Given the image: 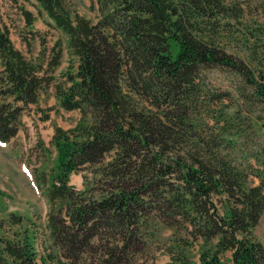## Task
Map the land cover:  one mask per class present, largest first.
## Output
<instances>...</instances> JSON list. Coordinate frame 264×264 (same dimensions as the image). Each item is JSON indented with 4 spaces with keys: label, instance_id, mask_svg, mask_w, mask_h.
Listing matches in <instances>:
<instances>
[{
    "label": "trees",
    "instance_id": "trees-1",
    "mask_svg": "<svg viewBox=\"0 0 264 264\" xmlns=\"http://www.w3.org/2000/svg\"><path fill=\"white\" fill-rule=\"evenodd\" d=\"M33 1L72 58L57 75L60 37L42 47L43 62L0 24V141L52 83L57 104L80 116L52 135L45 229L10 214L0 264H135L153 221L174 230L172 264H264L254 231L264 211V24L231 39L230 20L244 16L235 0H90L95 20L68 0ZM211 68L239 81L241 103L209 85ZM86 168L93 184L77 189L70 175ZM198 242V259H187Z\"/></svg>",
    "mask_w": 264,
    "mask_h": 264
},
{
    "label": "rangeland",
    "instance_id": "rangeland-1",
    "mask_svg": "<svg viewBox=\"0 0 264 264\" xmlns=\"http://www.w3.org/2000/svg\"><path fill=\"white\" fill-rule=\"evenodd\" d=\"M235 1L243 5L244 16L237 22L234 19L230 20L229 27H232L230 31L234 34L230 37L231 39L243 34L248 26L250 29L251 26L264 24V0ZM68 2L78 14L91 20L96 19L97 10L94 9V3L91 4L90 0H68ZM22 9H29L34 15L30 26L26 24ZM40 11V7L33 0H0V24L7 27L10 38L17 48L28 57L43 62L45 57L40 54L42 47L47 54L55 39L60 37L63 51L61 62L55 69L58 75L68 66L72 57L66 48L65 36L49 24L48 16ZM223 37L228 38L226 35ZM229 51H231L230 48ZM237 51L238 55H244L242 51ZM206 78L211 87L229 91L235 101L238 100V103H241L235 91L238 80L234 76L220 68H211L206 72ZM232 107L233 105L230 109ZM79 116V110H65L57 104L52 83L41 91L37 104H29L24 108L18 132L8 142H0V222L5 224V227L8 226L7 220L12 213L24 216L26 220L34 219L41 227L45 226L50 202L43 177L53 169L56 163V149L51 141L52 135L56 126L64 130L73 127ZM253 121L256 135L262 136V129L258 122ZM39 173L40 178H38ZM91 177L92 172L86 168L73 172L69 182L77 189H84L93 184ZM146 230L148 255L137 259L135 264H172L171 251L175 245L174 230L157 221H153ZM254 231L264 245V211ZM45 236L46 230L40 239H46ZM200 245L201 243L198 242L186 247L184 252L186 258L197 260ZM38 249L43 250L41 241L38 243ZM81 264L86 263L82 261Z\"/></svg>",
    "mask_w": 264,
    "mask_h": 264
},
{
    "label": "crops",
    "instance_id": "crops-1",
    "mask_svg": "<svg viewBox=\"0 0 264 264\" xmlns=\"http://www.w3.org/2000/svg\"><path fill=\"white\" fill-rule=\"evenodd\" d=\"M31 25V24H30ZM30 25H27V26H30ZM32 28V27H31Z\"/></svg>",
    "mask_w": 264,
    "mask_h": 264
}]
</instances>
